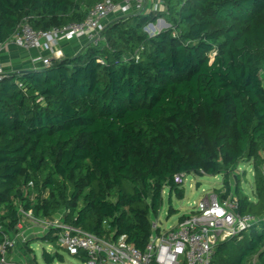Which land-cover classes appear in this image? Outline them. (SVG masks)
<instances>
[{"label":"trees","instance_id":"obj_1","mask_svg":"<svg viewBox=\"0 0 264 264\" xmlns=\"http://www.w3.org/2000/svg\"><path fill=\"white\" fill-rule=\"evenodd\" d=\"M100 1L0 0V41L24 21L43 30L81 22ZM161 2L149 13L118 12L98 43L84 38L74 54L3 75L0 242L31 209L144 250L165 188L184 198L181 172L222 174L227 192L216 193L264 216V0ZM159 17L170 26L148 34ZM244 159L253 161V199L235 172ZM59 232L42 239L57 244ZM32 242L20 247L27 258ZM256 253L264 264V224L220 242L210 264H247Z\"/></svg>","mask_w":264,"mask_h":264},{"label":"built area","instance_id":"obj_2","mask_svg":"<svg viewBox=\"0 0 264 264\" xmlns=\"http://www.w3.org/2000/svg\"><path fill=\"white\" fill-rule=\"evenodd\" d=\"M135 1L143 0H122L120 3L113 0L97 2L83 21L49 30L36 29L28 21H24L12 38L5 42L0 41V53L10 40L26 50L44 49L50 52H55L60 42L76 38L98 43L102 39L101 32L109 16L120 9L117 12H129ZM159 3L155 4L154 10L160 9ZM51 61L50 55L33 58V62H39L42 67L49 65ZM7 72L0 65V80ZM187 175L185 172L175 174V183L183 186ZM21 211L22 217L17 231L5 233L0 242L2 262H6L10 250H19L28 240L27 233L23 230L26 220L43 225L47 231L52 227L60 228L58 244L72 253L86 252L85 264H210L220 242L239 236L241 232L258 226L260 222L259 217L240 212L235 196L223 197L211 192L196 201L190 213L170 228H163L158 219L152 220L153 233L146 248L141 250L132 243L99 236L79 226L63 222L62 213L50 219H39L34 217L31 209ZM10 261L17 264H32L26 260Z\"/></svg>","mask_w":264,"mask_h":264},{"label":"rangeland","instance_id":"obj_3","mask_svg":"<svg viewBox=\"0 0 264 264\" xmlns=\"http://www.w3.org/2000/svg\"><path fill=\"white\" fill-rule=\"evenodd\" d=\"M156 3H159L160 9L164 8V5L163 3H161V0H143L142 2L135 1L134 4H132L129 12L149 13L152 10H154V6ZM117 11L112 13L109 16L110 17L109 19L117 15L118 14ZM164 21L167 22L165 18L159 17L157 21L147 23L145 26V31L150 35H154L158 31L169 27L170 26L169 23L167 22L165 25ZM56 51L60 52L58 49ZM262 77L264 81V69L262 71ZM252 165H253V161H248L244 159L241 162H239L235 172L240 174L243 190L253 199L255 198L256 194H255L254 168ZM198 183L199 186H197ZM234 183H235L234 177H231L230 186L233 187ZM183 187L185 188L184 198H181L175 190L171 192L169 188H165V190L163 191V204L160 208V212L157 217L152 216L153 220L158 219L159 221H161L163 228H170L176 225L181 216H185L190 213L191 207L202 196L211 192H217V193L218 191L222 193L227 192V185L225 184V180L222 174L208 175V174H200V173H189L186 176V180L183 184ZM170 207H173L175 209V212L174 214L169 216L168 212ZM262 224H264V220H260L259 225ZM29 227L33 229V231L31 230L32 232L29 231L30 229ZM29 227L26 226L25 228H23V230L24 232L29 231L27 233V237L28 239L33 241L31 243V249L33 251L27 249L28 258L26 261L32 262L33 264H37V263L38 264H85V261H83L81 258H79L74 253L70 252L66 248L61 247L58 244V242L57 244H51L46 240L42 239V236L45 234V232H47V228H44L43 225L33 224L32 222H30ZM44 250L50 252L51 254H55L56 251H58L63 255L64 259L59 260L58 258H56L53 262L48 263L43 257ZM20 252L22 253V250H20ZM10 256H11L10 253H8L7 257L9 260H11ZM34 256H36L37 263L31 259V257ZM247 264H263L262 261L259 259V253L253 254L248 259Z\"/></svg>","mask_w":264,"mask_h":264},{"label":"crops","instance_id":"obj_4","mask_svg":"<svg viewBox=\"0 0 264 264\" xmlns=\"http://www.w3.org/2000/svg\"><path fill=\"white\" fill-rule=\"evenodd\" d=\"M85 45L84 38H76L69 41H62L56 47L55 52L46 51L44 49H31L26 50L24 48L18 47L10 40V42L6 45L4 50L0 53V65L4 67L8 72L10 71H21L25 69H40L42 65L39 62H33V58L40 55H50L52 58H61L66 55H71L79 51ZM60 52H57L56 50ZM260 220H264V216L260 217ZM32 225V224H31ZM26 226H30L29 220L25 221L24 228ZM29 231H33L31 227H29ZM28 229V228H27ZM29 231H25L28 233ZM31 231V232H32ZM10 259L17 260H27L24 251L22 253L20 250L11 251ZM24 256V257H23Z\"/></svg>","mask_w":264,"mask_h":264},{"label":"water","instance_id":"obj_5","mask_svg":"<svg viewBox=\"0 0 264 264\" xmlns=\"http://www.w3.org/2000/svg\"><path fill=\"white\" fill-rule=\"evenodd\" d=\"M166 23H167V22H166V21H164V24H165V25H166ZM197 186H199V183L197 184Z\"/></svg>","mask_w":264,"mask_h":264}]
</instances>
